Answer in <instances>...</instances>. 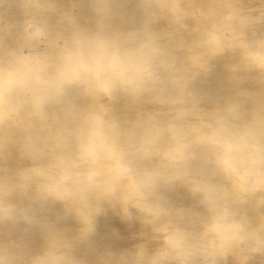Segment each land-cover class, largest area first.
Segmentation results:
<instances>
[{
  "label": "clouds",
  "instance_id": "obj_1",
  "mask_svg": "<svg viewBox=\"0 0 264 264\" xmlns=\"http://www.w3.org/2000/svg\"><path fill=\"white\" fill-rule=\"evenodd\" d=\"M0 264H264V0H0Z\"/></svg>",
  "mask_w": 264,
  "mask_h": 264
},
{
  "label": "rangeland",
  "instance_id": "obj_2",
  "mask_svg": "<svg viewBox=\"0 0 264 264\" xmlns=\"http://www.w3.org/2000/svg\"><path fill=\"white\" fill-rule=\"evenodd\" d=\"M185 203H187V201H185Z\"/></svg>",
  "mask_w": 264,
  "mask_h": 264
}]
</instances>
